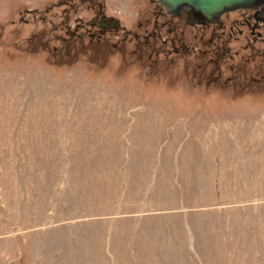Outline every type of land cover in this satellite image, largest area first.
<instances>
[{
  "label": "rangeland",
  "instance_id": "rangeland-1",
  "mask_svg": "<svg viewBox=\"0 0 264 264\" xmlns=\"http://www.w3.org/2000/svg\"><path fill=\"white\" fill-rule=\"evenodd\" d=\"M58 2L0 0V264H264V84L225 82L244 36L210 79L193 27L180 52L60 42ZM104 3L135 31L152 8Z\"/></svg>",
  "mask_w": 264,
  "mask_h": 264
},
{
  "label": "flooded vegetation",
  "instance_id": "flooded-vegetation-1",
  "mask_svg": "<svg viewBox=\"0 0 264 264\" xmlns=\"http://www.w3.org/2000/svg\"><path fill=\"white\" fill-rule=\"evenodd\" d=\"M148 2L152 4L150 5L152 8L142 13V20L137 25L139 31H135L127 28L118 16L108 13L104 0L103 2L100 0H59L58 4L66 3L67 7L61 9L60 21L55 22L56 33L53 38L55 37L60 42L80 39V41L88 43L87 40L99 41L108 35L110 39H113L111 44L114 47L125 43L128 38H135L137 44L134 51L141 50L144 46L148 47L154 41H160L162 45L171 43L174 46L173 51L180 52L179 47L180 43L184 44V35L182 30H178V26L188 25L189 30L190 26L196 30L194 35L200 41H204L205 45L211 47V55L204 62L205 67H203H210L208 75L211 76L209 77L211 79L214 73L220 72L219 67L223 62L221 58L225 56L227 50L225 44L228 38L234 36L238 39L244 36L243 48L247 49V52L242 55L243 59H238L235 64H230V68L234 71L225 77V82H233L238 79L240 83L237 87L264 84V1L225 11L215 20H207L187 6L170 12L159 0H148ZM80 5L85 9H90V12L76 14L71 23V14L65 11L63 15L62 12L69 7L77 13ZM33 11L35 13V10ZM40 15V17H44L42 13ZM162 32L167 35L158 38L157 36ZM224 35H227L228 38ZM216 39H219L218 42ZM216 55L220 56L215 57ZM246 63H251L254 70L251 72V68L250 74L243 76L240 72L247 66ZM262 86L264 87V85Z\"/></svg>",
  "mask_w": 264,
  "mask_h": 264
},
{
  "label": "water",
  "instance_id": "water-1",
  "mask_svg": "<svg viewBox=\"0 0 264 264\" xmlns=\"http://www.w3.org/2000/svg\"><path fill=\"white\" fill-rule=\"evenodd\" d=\"M264 0H159L168 11L175 12L187 6L207 20H215L221 13L243 6H251Z\"/></svg>",
  "mask_w": 264,
  "mask_h": 264
}]
</instances>
